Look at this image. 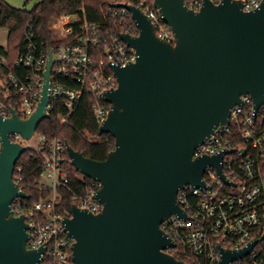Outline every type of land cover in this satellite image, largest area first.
I'll list each match as a JSON object with an SVG mask.
<instances>
[{"label":"water","instance_id":"water-1","mask_svg":"<svg viewBox=\"0 0 264 264\" xmlns=\"http://www.w3.org/2000/svg\"><path fill=\"white\" fill-rule=\"evenodd\" d=\"M172 30L175 43L158 38L151 20L132 4L127 9L139 34L120 38L136 50L137 59L115 66L117 87L104 93L110 113L100 135L111 134L115 149L96 161L66 144L71 165L101 184L94 199L102 211L92 214L73 205L64 219L74 240L71 264H186L168 253L176 244L162 230L172 216L187 218L178 203L186 186L205 188L203 174L222 170V152L195 157L220 125L230 123L243 95L252 98L255 112L264 105V0L246 12L235 0L215 4L204 0L195 12L185 0H153ZM50 53L46 81L37 111L27 120L16 111L0 116V264H41L47 248L29 249V225L12 210L15 198L29 199L14 181L17 162L27 147L11 136L29 141L49 118ZM243 250L220 248V264H233Z\"/></svg>","mask_w":264,"mask_h":264},{"label":"built area","instance_id":"built-area-1","mask_svg":"<svg viewBox=\"0 0 264 264\" xmlns=\"http://www.w3.org/2000/svg\"><path fill=\"white\" fill-rule=\"evenodd\" d=\"M235 1L241 2L246 12L258 9L263 2ZM185 4L198 12L204 0H185ZM135 6L151 20L158 38L175 43L171 28L162 21L153 3L138 0ZM129 15L127 9L118 7L105 13L106 18L123 24ZM52 27L57 35L52 45H39L33 25L29 24L23 54L11 63L0 51V116L10 118L15 110L20 119L27 120L37 111L52 52L47 114L50 117L65 112L63 121H67L88 95L101 126L110 113V104L103 95L118 84L113 67H125L137 59L136 50L120 35H138L131 34L129 28L120 33L106 31L102 25L88 20L83 9L58 17ZM39 137L36 151L44 157L39 187L50 195L37 199L31 206L28 199L17 197L12 210L16 217L23 216L30 227L27 247L47 248L41 264H71L74 240L68 237L64 225V219L71 215L58 212L60 189L70 186L63 167L66 143ZM11 138L24 145L21 135ZM222 152H227L221 164L228 183L215 166H208L203 174L205 188L186 186L179 191L177 200L187 218L172 216L162 224V230L176 244L168 253L182 258L186 264H220L221 247L240 251L253 244L251 251L233 264H264V105L255 112L249 95L241 97V103L231 110L230 123L218 126L196 149L195 157H212ZM17 172L21 173L20 167ZM14 181L19 185L22 178ZM100 187V183L92 181L83 193L74 194L73 205L92 214L100 213L102 205L94 199Z\"/></svg>","mask_w":264,"mask_h":264},{"label":"trees","instance_id":"trees-1","mask_svg":"<svg viewBox=\"0 0 264 264\" xmlns=\"http://www.w3.org/2000/svg\"><path fill=\"white\" fill-rule=\"evenodd\" d=\"M152 4L153 0H149ZM137 5L138 0H40L31 10L17 9L0 0V26L8 29V42L6 47H0L12 63L19 55L25 52V32L29 24L33 25L36 40L39 45H52L57 39L53 24L58 17L64 14H74L83 9L88 20L102 25L106 31L113 30L120 33L129 28V32L138 35L137 27L128 16L126 24L116 22L105 17V13L114 5ZM64 113H53L44 120L38 128L37 134L45 136L48 141L61 140L72 149L96 161H105L109 153L115 149V138L111 134L100 135V125L92 111L89 96L85 95L83 101L67 121H63ZM66 162L63 164L66 176L70 180L69 188H61V203L58 212L65 216L71 215L74 194L83 193L92 180L79 173L65 154ZM43 153L27 149L16 164L14 179L21 177L20 188L29 195L26 201L29 206L41 197H48L49 191H41L39 187V174L42 170ZM21 168V173L17 168ZM178 260H183L177 257Z\"/></svg>","mask_w":264,"mask_h":264},{"label":"rangeland","instance_id":"rangeland-1","mask_svg":"<svg viewBox=\"0 0 264 264\" xmlns=\"http://www.w3.org/2000/svg\"><path fill=\"white\" fill-rule=\"evenodd\" d=\"M3 1L17 9H24L29 11L40 0H3ZM7 42H8V29L0 26V47H6ZM40 142L41 140L39 135H34L32 139H30L29 141H25L23 143L27 148L37 150L39 148Z\"/></svg>","mask_w":264,"mask_h":264},{"label":"flooded vegetation","instance_id":"flooded-vegetation-1","mask_svg":"<svg viewBox=\"0 0 264 264\" xmlns=\"http://www.w3.org/2000/svg\"><path fill=\"white\" fill-rule=\"evenodd\" d=\"M168 252V251H167Z\"/></svg>","mask_w":264,"mask_h":264}]
</instances>
